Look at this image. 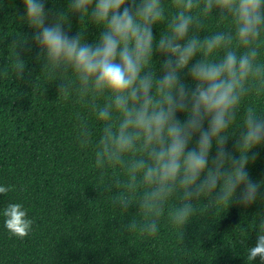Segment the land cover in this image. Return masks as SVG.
<instances>
[{
  "label": "clouds",
  "instance_id": "obj_1",
  "mask_svg": "<svg viewBox=\"0 0 264 264\" xmlns=\"http://www.w3.org/2000/svg\"><path fill=\"white\" fill-rule=\"evenodd\" d=\"M47 2L23 0L17 19L34 32L31 42L14 35L8 49L15 55L2 75L10 65L23 79L20 52L35 46L41 72L59 82L58 99L72 98L102 122L95 138L88 115L77 113L75 139L92 149L113 206L137 209L125 231L155 237L163 217L184 229L202 216L201 202L215 213L264 200V179L249 173L264 147V0H67L60 12ZM71 16L80 24L75 36L65 22ZM85 24L100 30L95 41ZM13 190L0 186V194ZM2 214L10 235L32 232L22 203H9ZM256 228L245 256L264 264V218Z\"/></svg>",
  "mask_w": 264,
  "mask_h": 264
},
{
  "label": "trees",
  "instance_id": "obj_2",
  "mask_svg": "<svg viewBox=\"0 0 264 264\" xmlns=\"http://www.w3.org/2000/svg\"><path fill=\"white\" fill-rule=\"evenodd\" d=\"M66 7L67 0L46 3V9L56 12ZM24 14L23 0H0V186H14L0 194V264H261L259 257L247 262L245 255L247 247L256 244L264 200L250 207H221L215 213L201 202L202 216L184 229L172 227L163 217L155 237L122 228L137 209L124 213L113 206V190L107 179L101 182L92 149H81L75 139L77 113L88 115L95 138L102 122L72 98L58 99L59 82L51 83L41 72L35 46L31 52H20L26 62L23 79L15 78L10 65L9 75H2L8 56L15 55L8 49L14 35L23 34L31 42L34 29L17 19ZM69 19L65 21L71 23L69 34L75 36L80 30L78 17ZM209 26L215 29L214 21ZM81 27L85 31L88 27L86 38L95 41L100 30ZM161 27L153 29L157 38ZM182 79L191 85L186 73ZM233 143L230 139L229 151ZM256 151L259 156L249 165V173L259 181L264 179V147ZM9 203H22L34 219L32 232L23 239L10 235L4 226L2 213Z\"/></svg>",
  "mask_w": 264,
  "mask_h": 264
}]
</instances>
